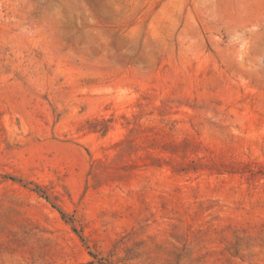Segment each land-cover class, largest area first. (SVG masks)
I'll use <instances>...</instances> for the list:
<instances>
[{
    "label": "rangeland",
    "instance_id": "rangeland-1",
    "mask_svg": "<svg viewBox=\"0 0 264 264\" xmlns=\"http://www.w3.org/2000/svg\"><path fill=\"white\" fill-rule=\"evenodd\" d=\"M0 264H264V0H0Z\"/></svg>",
    "mask_w": 264,
    "mask_h": 264
}]
</instances>
